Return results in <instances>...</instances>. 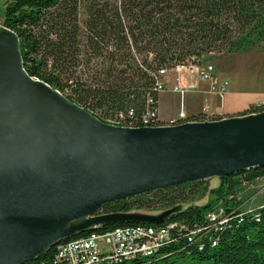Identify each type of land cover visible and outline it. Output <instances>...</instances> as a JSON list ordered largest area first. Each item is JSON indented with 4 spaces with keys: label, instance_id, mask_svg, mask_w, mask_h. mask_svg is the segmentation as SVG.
Returning <instances> with one entry per match:
<instances>
[{
    "label": "trees",
    "instance_id": "1",
    "mask_svg": "<svg viewBox=\"0 0 264 264\" xmlns=\"http://www.w3.org/2000/svg\"><path fill=\"white\" fill-rule=\"evenodd\" d=\"M81 6L79 0H9L3 26L18 35L30 76L103 120L133 110L139 124L149 98L158 109L160 71L200 65L212 53L264 45V0H86L84 22ZM260 112L264 104L243 115ZM260 179L264 168L219 178L215 187L210 180L195 182L214 200L187 207L172 194L183 185L148 194L180 208L147 224L172 226L170 238L152 256L121 264H264V207L246 212L239 197ZM146 196L108 204L101 214L154 209ZM220 210L222 218L213 220ZM143 224H107L76 238ZM55 253L56 247L26 264H55Z\"/></svg>",
    "mask_w": 264,
    "mask_h": 264
},
{
    "label": "water",
    "instance_id": "2",
    "mask_svg": "<svg viewBox=\"0 0 264 264\" xmlns=\"http://www.w3.org/2000/svg\"><path fill=\"white\" fill-rule=\"evenodd\" d=\"M264 168V112L174 126L106 124L28 74L0 27V264H26L107 224L162 222L104 206Z\"/></svg>",
    "mask_w": 264,
    "mask_h": 264
},
{
    "label": "built area",
    "instance_id": "3",
    "mask_svg": "<svg viewBox=\"0 0 264 264\" xmlns=\"http://www.w3.org/2000/svg\"><path fill=\"white\" fill-rule=\"evenodd\" d=\"M191 67V66H190ZM187 68L178 67L176 69ZM195 72L198 77L211 85V91L218 96H223L228 90L227 83H220L215 76L212 65L197 66ZM167 71H160V79L157 80L155 91L159 94L167 91L184 95L190 89L181 86L179 83L174 87L164 81ZM152 99H148V106L139 120L134 123L135 113L129 110L128 113L120 112L113 118L107 119L116 126H127L131 128L174 126L187 122H202L194 119L186 113L184 106L176 119L163 123L160 120L158 109L151 105ZM213 116H208L203 121L214 120ZM213 220H218L223 216V210L219 215H211ZM172 226L155 227L147 224L117 228L112 231L99 233L97 231L89 233L85 237L71 239L56 246L55 264H121L136 258L152 256L170 238Z\"/></svg>",
    "mask_w": 264,
    "mask_h": 264
},
{
    "label": "rangeland",
    "instance_id": "4",
    "mask_svg": "<svg viewBox=\"0 0 264 264\" xmlns=\"http://www.w3.org/2000/svg\"><path fill=\"white\" fill-rule=\"evenodd\" d=\"M4 1L5 0H0V27L3 26L4 6L7 3ZM79 1L82 2L80 19L82 22H84V20L86 19V16L84 15V4L86 0ZM252 48L264 49V45H256L252 46L251 48L248 47L246 48L247 50L241 49L239 51L236 50L232 52L212 53L210 55L205 56L202 59L200 65L181 68L180 70L182 71H180L179 69H174L172 71L167 72L165 77H167L169 74L179 75L181 72H184L183 76L188 79V84L207 85L208 87H210L209 93L213 94V92L211 91L210 83L202 81L194 70L197 66L212 65L215 70V76L219 79L220 83H228L226 81L229 78H232L235 82L241 84L242 86L248 89H251V91L253 92H262L264 90V53H261L259 50ZM167 92L172 93L171 91ZM160 108L161 111H168L169 113L173 114L175 112L178 113L179 103L177 102V98H166L165 96H162ZM99 119L106 124H111L107 119ZM194 183L183 185L179 191L172 193L176 196L180 195L181 198L184 199V203H182V206L187 207L189 205L200 203L204 201V199L214 200V197H205V195L203 194V186H196L194 185ZM209 183L210 186L215 187L218 185L219 182L218 179L213 178L210 179ZM239 197L243 202V210L246 212H251L263 208L264 180H257L250 187L243 188L239 192ZM145 199L146 201H148L147 205L153 204L152 208L154 209L150 210L149 208H147L143 210H134L133 212H139L140 214L147 216H158L166 212L179 209L178 206L162 205V203H159L157 200H155L154 196L147 195ZM187 262L188 261H186V263Z\"/></svg>",
    "mask_w": 264,
    "mask_h": 264
},
{
    "label": "crops",
    "instance_id": "5",
    "mask_svg": "<svg viewBox=\"0 0 264 264\" xmlns=\"http://www.w3.org/2000/svg\"><path fill=\"white\" fill-rule=\"evenodd\" d=\"M7 1L9 0H5L4 2ZM256 50L264 53V49L262 48ZM183 73L184 72H181L179 75L169 74L164 78V81L169 85V87H174L179 83L181 86L187 87L191 91L189 90L184 95L180 93L169 92L159 94L158 112L160 120L163 123H167L170 120L176 119L181 110V106H184L186 113L190 116L205 113L207 116L229 118L233 116H241L251 107L264 104V90L262 92H253L251 89H248L235 82L232 78H229L226 81L228 82L227 92H225L223 96H218L214 93L210 94V87L207 85L188 84V79L183 76ZM162 96H165L166 98H177L180 108H178L179 112H175L173 114L169 113L168 111H161L160 107Z\"/></svg>",
    "mask_w": 264,
    "mask_h": 264
}]
</instances>
